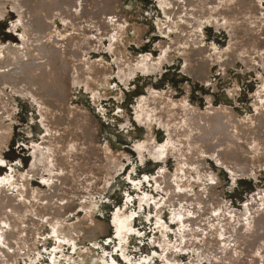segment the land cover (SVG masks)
<instances>
[{
	"label": "rangeland",
	"instance_id": "rangeland-1",
	"mask_svg": "<svg viewBox=\"0 0 264 264\" xmlns=\"http://www.w3.org/2000/svg\"><path fill=\"white\" fill-rule=\"evenodd\" d=\"M44 1L47 4H55V3L60 2L62 6H65L66 11H67V8H69L67 13L68 15L72 16V19L75 20L73 21L72 19H68V18L62 19L60 12L59 13L55 12L53 15L54 18L52 17V19L47 20L48 25L51 27V31H52V32L50 31L48 34L49 42H51L50 44H53V45L55 42V45L58 44V45L64 46L62 47V50H65V47L68 46L69 48L66 47L67 49L64 51L67 55L69 54L71 56L73 53H75V55L74 54L73 55L76 56L77 54L78 56V54H80L78 57L76 56V58L73 56L74 57L73 60H77V62L75 61L71 63L72 68L76 73V76L78 75L77 80L73 81L74 83L72 84V87H71V97H70L71 104L73 107H77L80 110L83 109L82 110L83 113L85 110L86 115L88 114L87 116L89 117L92 116L91 119L93 121L94 120L96 121V123L94 122V127L97 129L99 133L98 135L99 145H101L102 147L105 146L107 150L109 149L108 151L109 153H112L111 155L114 154V156L116 157L119 156L120 158L118 157V164L120 165H118V170L110 176L111 177L110 181L103 192L93 194L94 198L92 196V198L90 199H87V200L85 199V200L80 201L79 206L75 210H73V212L68 213L64 219L60 218V216L62 215L61 213H58L56 215V213L50 212L44 216L43 221L45 222L42 223L43 225L42 232H44L45 235L49 234L47 230L48 228L46 227H49L50 225L49 223L52 221L56 225L58 230H60L59 228H66V227H69L70 230H73L76 224L79 223V221L85 220L89 224L87 227L88 231L86 230L85 233H78V234L74 233L71 237L72 240L69 242H66V241L60 242L58 246H61V248L57 247L56 251H54L56 242L51 237L47 236L45 240H43V237H39L38 243H37V249L34 252H31L29 254L30 256L35 255L34 260L36 259V261L33 260L34 261L33 264H48L47 262L51 261L50 260L51 258H57V259L61 258L62 259L63 254L73 256L74 254L72 252L71 247L69 245L65 246L66 243H69V244L71 243V244L76 245L77 249H85L86 247L92 248L95 251V253L99 255H103L102 253L103 251H105L106 255H104V258H108V259L112 258L115 264H128L122 258L121 253H124L129 258V260L132 262V264H193V263L194 264L196 263L197 264H264V260H263L264 259V244H263L264 242V233H263L264 232L263 230L264 214L262 213V211L264 210V206H262L264 205L263 204L264 203L263 201L264 200V167H263L264 165H262L264 164V161L262 162L259 161L261 163L260 164L261 167L258 163V160L264 158L263 157L264 152L262 154V151L264 150V147H262L264 145V142L261 141V140L264 141V137H263L264 130H262L264 128L263 127L264 98L257 102L254 101V96L256 93H258L257 90L260 88V86L261 87L264 86V65L262 64V59H263L262 57L264 55V52L262 51H264V49L262 50L263 44H261L260 49H256L258 45L254 47L255 48L254 49L251 43L250 45L245 46L247 42L244 40L247 38L248 39L251 38V36L253 37V34L255 35L251 39L254 40L255 38V41H257L258 43H260L261 40L264 38V34H263L264 31L261 30L262 25H263L262 29L264 30V0L263 1L261 0L262 2L260 3V6L263 8V13L261 16H259L260 18L256 20L257 21L256 23L259 24V29L256 27V25L250 24V22H249L248 28L245 29L244 27L245 26L247 27V25H243L245 24L244 23L245 21L243 20L244 16L241 14L238 15L236 17L237 20L232 23L233 27L235 26L239 28L242 26L241 29H243V33H244L243 35H245L243 37H246V38H243L242 40H239V41L235 40V43L234 45L232 44L233 46L231 48V51H232L231 54L235 52L234 53L235 58H233L231 62L224 63V64L218 61L215 57L219 55V52H223L226 50L227 40H229V35H232L231 31H233L234 33V29L232 28L233 29L232 30L230 28L231 29L230 30L228 28V30H226L227 28L225 29L223 27L224 25L223 20L220 22H217V24H214L216 21L212 23L207 20H202V17H199L198 22H200V24L199 26L197 25L198 26L197 28H192L191 23H189L190 25L186 26V28L189 29V31L191 32L190 33L191 37L186 39L187 33L177 35L178 29L177 27H175V24L173 23L171 25V28L166 30L164 34H162L158 30V26L159 25L162 26L163 23H165L166 16L163 15L161 10H158L157 5L155 4V2H153V0H120L119 7H118V13L112 14V15L101 14V9H100L101 7L99 8V4L96 0H92V1L91 0L89 1L79 0L80 2H78V0H65V2H63V0H56V1L55 0H44ZM85 2H88L85 4L86 6L84 5ZM92 5L94 6V8H92L93 7ZM83 6H85V9L86 8L88 9V10L86 9V11L88 12L85 11ZM95 7L98 9H95ZM12 8H14V10ZM120 9L121 11H119ZM92 10L95 12H93ZM19 11L22 13H20ZM0 12H1V15H0V45H4L5 43H8V42L17 44L18 41H20L21 43V40H24L23 37L26 38L24 34V30H23V22L25 20L24 9L20 7L17 0H6V1L0 0ZM75 12H78V13L76 14ZM22 14H24L23 15L24 18ZM84 14H85V17L83 16ZM93 17H95L96 19H94ZM84 18H87V19L85 20ZM16 19H17V22H16ZM22 19L23 21H21ZM66 20L68 23L66 22ZM95 20H96V25L93 24L95 23ZM97 20L99 21L97 22ZM225 20L228 21L229 19L225 18ZM110 21H112L113 24H111ZM261 21H263V23ZM13 23L15 26L12 25ZM100 23L104 25L102 26L100 25ZM177 23H179V25L183 23L187 24L182 21L180 22L178 21ZM67 24L70 25V28ZM108 24L112 27L113 30H111V27ZM76 25H78L80 29L82 28L81 30L83 32ZM63 26L65 27L63 28ZM136 27H140L143 29L141 34L135 33L132 30L133 28H136ZM71 28L75 29V32L74 30L72 31ZM85 28L87 29L85 30ZM98 28H101V30ZM52 29H55V30H52ZM14 31L16 32V34ZM87 32L89 33L87 34ZM239 32L241 33V30H239ZM69 33L72 35V37L73 36L74 37L73 38L70 37L71 35ZM64 34H65V37L63 36ZM132 34H134V36ZM249 34L250 36H248ZM55 35L59 37L57 38ZM113 35L117 36L118 38ZM67 36H69L70 39ZM96 36L100 37V39L97 38ZM50 37L52 38V40ZM60 37L61 39H59ZM75 37H78V38H75ZM18 38H20V40ZM66 38L69 40H67ZM79 38L81 39L79 40L80 43L78 42ZM177 40L179 44H181V45H178V47L180 46H181L180 48L187 47V50H185V52L177 54L178 49L174 48V50L172 51L169 50L170 52L169 54L168 52L166 54L161 53V48L158 45H160L161 43L172 44L174 41H177ZM83 41L90 42V43H85V42L81 43ZM91 42H92L93 48L91 47ZM195 43L196 44L198 43V45H195ZM106 45H108L109 47ZM118 45L121 47H118ZM86 46L87 48H85ZM98 46L100 47V49ZM70 47L73 50H71ZM81 47H82V51H81ZM197 47H204V48L211 47L213 49V52L211 54L212 56L210 54L203 56V59L209 62H207V64L205 65L206 66V69L204 72L205 74H202L200 77L198 75L196 76V73H193V71L190 69L191 67L190 58L193 53L192 51L196 52ZM95 49H97L98 51ZM89 50L91 52L88 53ZM256 50H259V51L257 52ZM69 51L71 52L73 51V53ZM255 52L257 56L255 55ZM121 54L125 55V59L127 58L126 60H134L133 61L134 64L135 65L137 64V66L133 65V69L131 70L133 74L131 76L130 74L132 72H130L129 74L130 77L122 76L126 64L124 62L125 60L123 61L122 58L120 57ZM148 55L151 57V59H149L150 57ZM259 55L261 56L259 57ZM160 56L162 59L159 58ZM209 56L211 58H209ZM256 57L259 59H256ZM154 58L155 59L159 58L160 61L158 64L160 65L159 69L161 71L158 69L159 71L157 70V71L152 72L149 70L148 72V70L145 69V65L148 64L149 61L151 62ZM145 59L146 60L149 59V60L145 61ZM164 59L165 61H163ZM251 59H255V61ZM143 61L145 62L144 65L142 64L144 63ZM78 62L80 63L79 65H78ZM75 64H77V66ZM140 64L144 66L142 67V69L145 70L144 72L142 69H140L141 68ZM73 65L78 67L81 72L78 70V68L73 67ZM103 65L107 68L103 67ZM101 66L106 70L101 69L100 71H98L99 67ZM93 67L96 69H94ZM121 67H122V70L120 71L119 69H121ZM110 70L112 71L111 73H110ZM97 71L99 75L96 74ZM107 71H108V74H107ZM83 72H85L84 73L86 75L85 77H84V74H82L83 76L80 75ZM150 72L152 74H150ZM105 73L107 75H105ZM81 76L84 78H82ZM91 76L93 77L91 78ZM97 77H99L101 81L99 80V78L97 79ZM104 77L106 78L104 79ZM125 78L127 80V83H126V80H124L123 82V79ZM76 81L79 84L82 83L80 87L79 85H77L79 89L76 86L77 84ZM84 81L86 82L84 83ZM87 82L89 83L90 86L88 85ZM94 83L96 85H94ZM83 84H85L86 86ZM87 87H89L91 90L88 89ZM94 87H96V89L93 91ZM83 88L88 91L83 90ZM90 91L93 93H91ZM153 91L155 92V94L158 93L161 97L168 98L170 101L173 102L171 103L169 101L172 105L175 103H183L186 108L193 110L195 114V116L190 117L185 114L178 113L180 111H178L177 108H174L173 106L170 107L172 108V111L170 110V108L168 110L167 109L161 110L162 108H159L155 111V113L153 112V115L156 114L154 115L156 119H155V122H153V125H151V132H152L153 137L156 138L154 139L156 145L163 146L166 143V140H167L166 136H167L168 131L165 129H168V126L169 127L173 126V127H176L180 133L184 134L185 136L188 135L187 137L191 138L192 140L199 141L200 138H202L200 141L203 142L205 146H207L208 144L210 146L211 144L210 147L213 148L214 146L216 147V149H213V152H211V154L210 153L199 154V156L196 157L197 159L194 158L190 160V159H186L185 157H183V160H182L183 162H179L182 166L181 165L179 166L180 170L179 172L176 171V173L174 170H176L175 168L179 165V163L178 165L175 164L177 160H176V157L172 154L173 153L172 147H168L169 150L166 148L167 150L166 157L164 159H166L167 161L164 159H161L163 161L162 162L161 160L159 159L157 160L156 158H154L155 161H153L154 160V159L152 160L153 156L150 155L148 150L140 146V144L143 142V139H144V134H145L144 131H146V126L144 123H142L141 119L137 116L135 112L136 108L139 107L137 105L138 102L143 97L146 99L149 96V94L147 96L146 93H149V92L153 93ZM164 92H166V94ZM92 94H94V96ZM263 94H264V91H263ZM104 96H107V97L104 98ZM29 102L30 101L27 97L14 95L12 98V102H11V112L9 116L4 119V123L11 127H10V138L6 142L2 150L0 151V175L2 177L7 173V171L10 170L9 165H12L13 170L19 171L21 173L26 172L30 168L29 165L32 160L31 155L33 154V152H31V149L33 148L34 145H36L39 142V139L42 135L41 127L38 121V115L35 110V106L32 105L31 102L30 103ZM259 103L260 105L261 104L262 105L260 106ZM208 106H210V108H208ZM253 106H255V108ZM260 107L262 110H260ZM219 109L220 111H223V112H220ZM175 110H177V112ZM162 111H166V112H162ZM200 111L202 112L204 111V112L202 113ZM160 112L164 114L162 115ZM216 112H218L219 115L216 114L218 116L214 117V114ZM260 112L262 114H259ZM172 113L174 115H172ZM222 113L223 115L226 114V116L224 117ZM158 114L160 115V117ZM179 114H180V118H178ZM254 114H257V115H254ZM177 118L179 120H177ZM225 118L229 120L225 121ZM174 119L176 120L174 121ZM260 119H263V120H260ZM181 120H183L182 124L180 122ZM176 121L178 122L176 123ZM184 121H186V123ZM190 121L192 125H195L193 126L194 128L192 129H190L191 127V124L189 125ZM210 122L212 126L214 127L209 126L211 125ZM183 123H185V125H183ZM224 123H226V126ZM239 123H241L242 126ZM186 124L189 126L185 127ZM237 124L240 125V128H237ZM261 124H262V127H261ZM166 125L167 127H164ZM178 125H182V126H178ZM201 126H203L204 128ZM208 126L210 127L209 128L210 130L208 129ZM182 127L186 129L187 131H188L187 128H189L190 130L188 132L186 130L184 131ZM195 127L197 128V130H195L196 129ZM198 127L200 129H198ZM206 128H207V131H206ZM211 128H214V129H211ZM238 129L239 131L237 133L236 130ZM252 129L254 130L256 136L250 134L253 132ZM202 130L204 131V133ZM183 131L185 133H183ZM223 131L225 132L224 133L225 137H223V135L221 134L223 133ZM259 131H260V134L258 133ZM234 132H236L237 134ZM189 133H191L192 135ZM205 133H206L205 137L207 138L204 137ZM216 133H220V137H218L219 134H216ZM200 134H203V137H201L202 135ZM227 135L228 136L231 135L232 137H228ZM212 136L214 137L215 141L212 140L213 139ZM197 137H198V140H197ZM236 137H237V141L239 139V142L243 143L241 144V147L240 145H238L240 143L237 144L236 143L237 141L236 142L234 141L236 140ZM216 138L218 139V141ZM240 138L242 139L244 138L243 140L244 142L240 141ZM210 140H212L213 142H211ZM221 140H224L226 142H223ZM227 140H229L230 143H227L228 142ZM231 141L232 143H235L233 146H232ZM245 141L247 142L245 143ZM222 143L224 146H222ZM247 143L251 144L252 146L250 145L248 146ZM229 144H231L230 146L232 148L229 146ZM236 144H237V149H236ZM253 145L255 147L254 149H253ZM238 146L239 148H242V150L239 149ZM233 147H235V149ZM257 148L263 149V150H261L260 152V150H258ZM231 149L232 150L234 149L233 153ZM243 149L245 150L243 151ZM226 150H228V152ZM238 150H241V153L243 154H241ZM253 150H256V151H253ZM234 151L235 153H238L236 155H238L239 157L235 156ZM120 152L125 157L121 156ZM148 153L149 155H147ZM231 153L234 155L233 158L231 157L232 156ZM247 153L248 154L250 153L248 155L249 157L247 156ZM258 153L260 154L258 155ZM213 157L214 159H212ZM230 157H231V161H229ZM241 157L242 158L245 157V158L242 159ZM237 159H239L240 161L239 160L237 161ZM249 159H250V162L252 163L248 164ZM255 159L257 161H255ZM1 161L4 164H2ZM237 162L238 163L240 162L239 165L237 164ZM241 163H242V166L240 165ZM256 163H258V165ZM187 164L189 166H187ZM219 164L220 166H217ZM232 164H236L235 167L238 168L239 166V168L236 169L233 165V168H234L233 169ZM229 166L231 167L230 169H229ZM162 167L164 168L163 172L166 174L168 173L169 175H171L175 173V176L174 175L172 176L176 178L172 177V180H171L172 186L173 185L175 186V187L173 186L174 188H173L172 193L169 192L168 190H165L163 185H158L156 183L155 178H158L157 176H159V172H160L159 170H161ZM181 169L183 171H181ZM188 169H191L192 171L188 172L189 171ZM47 171L44 166L40 167L38 174L34 176L35 178L33 177L31 179V182H30L31 187H34V189H36L39 192H44L43 190L46 191L47 190L46 186L49 183H51L49 182L51 181V176H50V173ZM179 175L180 176L182 175V177L179 178ZM209 175L214 176V178H212V176H209ZM177 176L179 179L177 178ZM186 178L187 180H185ZM206 178L209 181H207ZM216 178H218V180ZM38 179H41V180H38ZM174 179L176 180L175 181L176 183H174ZM43 180L46 181V183ZM92 180H93V177H92ZM216 180L218 182L220 180V182L216 184L217 183ZM39 182L40 183L42 182L45 185L44 184L42 185V183L40 184ZM194 183H195V186H194ZM184 184L188 186L187 190ZM89 185L93 186V181L90 182ZM135 186L136 187L138 186L137 187L138 189ZM180 187H182L183 189ZM189 189H191V191L193 192L191 193L190 191L188 193L187 191H189ZM158 190L160 192H158ZM182 191L183 193L181 195ZM213 191H214V194H213ZM166 193H168L167 196H166ZM145 194L148 195V197ZM192 194H194V196ZM77 196L74 195V198L75 197L78 198ZM145 196L147 197V200L146 199L143 200ZM205 199L206 201H204ZM166 200L167 202H164ZM252 200L254 201L252 202ZM151 201L154 203V205ZM174 201H177L180 205ZM207 201L208 202L211 201L209 205L210 208L207 207L208 205ZM53 202H54V205L57 206L59 209L65 204L66 201L62 202L58 199H55ZM199 202L200 204L203 202L204 203L206 202V204L203 203L204 205H200ZM90 203L93 204L94 208L92 209V211L89 212L87 206ZM183 203L185 204L188 203V204L185 205ZM190 204L192 206H190ZM182 205H184V207ZM195 205H198V206H195ZM211 205L213 207H211ZM185 207H186V210L187 209L189 210V212L186 211L187 215L185 212ZM257 207H258V210L261 209L260 212L262 213L263 216L261 215V213L257 211ZM207 208H209V210L212 209L210 210L211 212ZM256 211L257 213H259L260 216L257 214H254L256 213ZM174 213L176 215L175 220H173L172 218ZM116 214H120L121 216H125V217L128 216L129 218L131 217L130 226L134 229V231L127 237L126 243L123 249L119 247L118 237L115 234V230H114L113 217ZM230 214L233 217H231ZM236 214L239 216V218ZM234 215H236L237 217ZM229 216H230V220H232L231 222H229L230 220L227 218ZM35 217L36 216L34 215L27 216L25 218V221L31 222L33 220L32 222L35 223L34 221L37 220V218ZM217 217H219L221 220ZM254 217L256 219H253ZM258 217H260V220L262 219L263 220L257 221ZM236 218L237 220H235ZM52 219H55V221ZM251 220L252 221L254 220L256 224L252 222ZM226 221L229 222L230 226L227 225ZM250 221L251 223H253V225L250 223ZM242 222H243V225L246 223L244 227L243 225H241ZM260 222L261 224H259ZM211 225L213 227H211ZM249 225L253 226V227L250 226V228H253L251 229L253 230L251 231L252 233L250 232V229H248ZM255 225L258 226V229H257V226L255 227ZM260 225H262V228L259 227ZM223 226H224V229H223ZM219 227L220 228L222 227V229H220ZM226 227L229 230L226 229ZM245 227L247 229H245ZM179 228H180V231H179V234L177 235L176 232H178ZM214 228H216V230ZM240 228H243V229H240ZM256 229L259 231H257ZM236 230H238L237 231L238 235L236 234ZM244 230L245 232H248V233L246 234ZM206 231H208L207 232L208 234L210 232L208 236L205 235ZM221 231L224 232L222 233V235H221ZM240 232L242 233L241 237L244 236L243 235V232H244L246 240L248 241L245 240L243 243L242 240H244L245 237H242L240 240L238 238L236 239V237L240 235ZM249 232L251 235L249 234ZM198 233H202L200 237H199L200 234L198 235ZM231 233H233L235 238L234 237L229 238L233 236L231 235ZM162 234L166 236L165 240L168 242L169 246H166V245L162 246L160 245V243L157 242V239ZM224 235L225 237L223 239ZM203 236L205 239L203 238ZM219 236L220 238L222 237L221 239L223 240H221ZM206 239L209 240L210 242L209 241L207 242ZM234 239L237 242L241 241L243 244H241V242L236 243ZM255 239L256 240L258 239L259 241H256ZM180 241L183 244L186 243V245H183L182 243H180ZM193 241H195V243ZM233 241H235V244H233L234 243ZM221 242L222 243L224 242V243L222 244ZM245 242H249V244H245ZM201 243L204 245L202 246ZM206 244L209 246H207ZM205 245L206 247H204ZM167 247H171V250L172 249L174 250L172 258L169 257L167 251L163 250V248H167ZM240 247H243L241 248L242 251ZM219 248H222L223 250L220 249V251L217 252ZM231 248H233L234 251L236 252H234L233 249L231 250ZM245 250H247L248 252H246ZM249 251L251 252V254ZM253 251L254 253H252ZM211 252H213V254ZM29 255H24V256L19 257L18 258L19 260L17 259L18 262L16 264H29L30 262ZM60 264H66V263L62 261Z\"/></svg>",
	"mask_w": 264,
	"mask_h": 264
},
{
	"label": "bare ground",
	"instance_id": "bare-ground-1",
	"mask_svg": "<svg viewBox=\"0 0 264 264\" xmlns=\"http://www.w3.org/2000/svg\"><path fill=\"white\" fill-rule=\"evenodd\" d=\"M6 1V0H5ZM18 4L20 5V7H22L25 11V15L22 14V16H25V20L23 22V30H24V34L25 37L24 40L18 41L17 44H13V43H5L4 45H0V151L2 150V148L4 147V145L6 144V142L9 140L10 138V127L9 125L4 123V119L6 117L9 116L10 112H11V102H12V98L14 95H19V96H23V97H27L29 99V101L32 103V105L35 106V110L36 113L38 115V121H39V125L41 127V131H42V135L39 139V142L33 146V151L31 149V152H33L32 156V160L30 163V168L26 171V172H19V171H15L12 168V165L10 166V170L7 171V173L2 177L0 175V264H16L18 262V258L24 255H29L31 252H34L37 249V243H38V239L39 237H43V240L46 239L47 236L51 237L56 243H55V248L54 251H56V248H61V246H58L60 242L62 241H66L69 242L71 241V237L74 233H85L88 227V223L87 221H79L78 224H76V226L74 227L73 230H70L69 227L66 228H59L60 230H58V228L56 227V225L52 222H50L49 227L48 228V235H45L44 232H42V223L45 222L44 220V216L47 215L48 213H56V215L58 213H61L62 215L60 216V218H65V216L68 213L73 212V210H75L78 206L80 201L82 200H87L92 198L93 194L95 193H101L105 190V188L107 187L109 181H110V176L115 173L118 170V157L111 155L112 153H109V149L107 150V148L102 147L101 145H99V138H98V131L97 129L94 127V122L96 123V121L92 120V116H87L86 115V111L84 110V113L82 112V110L78 109L77 107H73L71 104V87L72 84L74 83L73 81L77 80V76L75 71L72 68L71 63L72 62H77V60H73L74 57L76 58L75 53H73V51H69L71 53H73L71 56L67 55L64 51L67 49L66 46L65 50H62L61 45H54L50 44L51 42H49V38H48V34L51 31V27L48 25V21L52 19V17L54 18V13L55 12H60L62 19H72L71 15H68L67 11L69 10V8H67V11L65 10V6H62V4L59 3H55V4H47L44 0H17ZM56 1V0H55ZM54 1V2H55ZM89 1V0H87ZM92 1V0H91ZM99 4V8L101 9V14L103 15H112V14H117L118 13V7H119V1L120 0H96ZM263 1V0H262ZM261 0H153V2H155V4L157 5L158 10H161L163 15H165V23H163V25H159L158 26V30L164 34V32L168 29L171 28L172 23L175 24V27H177L178 29V33L177 35L183 34V33H187L186 35V39H188L189 37H191L190 35V31L189 29L186 28V26L190 25L189 23L192 24V28H197L200 24V22H198L199 17H202V20H207L209 22L215 23L217 24V22H220L223 20L224 25L223 27L228 30V28L230 29H234V33L232 32V35H229V40H227V48L225 51L223 52H219V55L216 56L215 58L220 61L221 63H228L231 62V60L233 58H235L234 53H232L231 48L236 41L242 40L243 37L245 35H243V29H241V27H233L232 23L235 22L237 20V16L238 15H243V20L245 21L243 25H247V27L245 26L244 28H248L249 22L250 24H254L256 25V27L259 29V24L256 23L257 19H259L263 13V8L260 6V3L262 2ZM11 2V1H10ZM49 2V1H48ZM63 2H65V0H63ZM78 2H80L78 0ZM84 2V1H83ZM69 3V2H68ZM67 3V5H68ZM88 3L85 2L84 5ZM93 3V2H92ZM4 4V3H2ZM81 4V3H80ZM121 4V3H120ZM79 5V4H78ZM89 5V4H88ZM86 6V5H85ZM85 6L84 9H85ZM93 6V5H92ZM96 6V5H95ZM121 6V5H120ZM79 8V6H78ZM94 8V6L92 7ZM10 9V8H9ZM14 10V8H12ZM87 9V8H86ZM85 9V11H86ZM95 9H98L95 7ZM88 10V9H87ZM91 10V8H90ZM73 11V10H72ZM93 11V10H92ZM91 11V12H92ZM121 11V9L119 10ZM2 12V11H1ZM0 12V15H1ZM20 12V11H19ZM88 12V11H86ZM95 12V11H93ZM22 13V12H20ZM76 14L78 12H75ZM87 14V13H86ZM97 14V12H96ZM91 15V14H90ZM17 16V15H16ZM23 16V18H24ZM58 16V14H57ZM85 17V14L83 15ZM88 16V15H86ZM241 17V16H240ZM22 18V17H21ZM19 18V19H21ZM94 19H96L95 17H93ZM92 18V19H93ZM109 18V17H107ZM225 18H228L229 20H225ZM239 18V17H238ZM61 19V18H60ZM61 19V20H62ZM85 20L87 18H84ZM91 19V20H92ZM93 19V20H94ZM248 19V20H246ZM255 19V20H254ZM73 21H75L74 19H72ZM92 20V21H93ZM106 20V19H105ZM23 21V19L21 20ZM52 21V20H51ZM59 21V20H58ZM99 20H97L98 22ZM108 21V20H107ZM113 21V20H112ZM111 22V24H113V22ZM124 21V20H123ZM122 21V22H123ZM163 21V20H162ZM161 21V22H162ZM185 22L187 24H181L179 25V23L177 22ZM17 22V19H16ZM54 22V20H53ZM67 22V20H66ZM94 22V21H93ZM241 22V21H239ZM263 23V21H261ZM68 23V22H67ZM81 23V22H80ZM89 23V21H88ZM91 23V22H90ZM103 23V22H102ZM124 23V22H123ZM126 23V22H125ZM62 24V23H61ZM64 24V23H63ZM77 24V23H76ZM83 24V22H82ZM81 24V26H82ZM94 25H96V20L95 23H93ZM115 24V23H114ZM117 24V23H116ZM14 25V23L12 24ZM17 25V24H16ZM51 25V24H50ZM68 25V24H67ZM66 25V26H67ZM90 25V24H89ZM98 25V23H97ZM100 25H102L100 23ZM104 25V24H103ZM102 25V26H103ZM106 25V24H105ZM109 25V24H108ZM120 25V24H119ZM118 25V26H119ZM198 25V26H197ZM15 26V25H14ZM18 26V25H17ZM70 28V25H68ZM73 26V25H72ZM78 28L79 26L76 25ZM110 26V25H109ZM115 26V25H114ZM117 26V25H116ZM261 26V24H260ZM20 27V26H19ZM65 26H63L64 28ZM76 27V28H77ZM94 27V26H92ZM111 27V26H110ZM255 27V26H254ZM263 25L261 26V30L264 31L262 29ZM13 28V27H12ZM62 28V27H61ZM62 28V29H63ZM67 28V27H66ZM77 28V29H78ZM89 28V27H88ZM250 28V27H249ZM80 29V28H79ZM82 29V28H81ZM80 29V30H81ZM84 29V28H83ZM87 28H85L86 30ZM101 30V28H98ZM230 29V30H231ZM232 29V30H233ZM237 29V30H236ZM55 30V29H52ZM64 30V29H63ZM71 30L75 32V29ZM94 30V29H93ZM111 30L112 27H111ZM135 33L141 34L143 29L140 27H136L132 29ZM220 30V28H219ZM239 30H241V33L239 32ZM254 30V29H252ZM65 31V30H64ZM82 31V30H81ZM88 31V30H87ZM15 32V31H14ZM13 32V33H14ZM52 32V31H51ZM57 32V31H56ZM62 32V31H61ZM71 32V31H70ZM83 32V31H82ZM98 32V31H97ZM130 32V31H129ZM255 32V31H254ZM59 33V32H58ZM63 33V32H62ZM73 33V32H72ZM81 33V32H80ZM86 33V32H84ZM89 32H87L88 34ZM94 33V32H93ZM114 33V32H113ZM16 34V32H15ZM20 34V33H19ZM61 34V33H60ZM70 34V33H69ZM76 34V33H75ZM86 34V35H87ZM100 34V33H99ZM103 34V33H102ZM108 34V33H107ZM112 34V33H111ZM230 34V33H229ZM261 34V33H260ZM264 34V33H263ZM58 35V34H57ZM57 35H55L57 37ZM67 35V34H66ZM71 35V34H70ZM80 35V34H79ZM85 35V34H84ZM83 35V36H84ZM109 35V34H108ZM134 36V34H132ZM136 35V34H135ZM255 34H253L254 37ZM18 36V35H17ZM16 36V37H17ZM65 37V34L63 35ZM81 36V35H80ZM90 36V35H89ZM98 36V34H97ZM96 36V37H97ZM115 36V35H113ZM137 36V35H136ZM172 36V35H171ZM250 36V34L248 35ZM59 37V36H58ZM57 37V38H58ZM69 37V36H67ZM72 37V35L70 36ZM69 37V39H70ZM74 37V36H73ZM72 37V38H73ZM91 37V36H90ZM117 37V36H115ZM114 37V38H115ZM227 37V36H226ZM251 36V38H253ZM262 37V36H261ZM22 38V36H21ZM51 38V37H50ZM54 38V37H53ZM63 38V37H62ZM78 38V37H75ZM83 38V37H82ZM93 38V37H92ZM95 38V37H94ZM100 39V37H97ZM118 38V37H117ZM120 38V37H119ZM124 38V37H123ZM132 38V37H131ZM137 38V37H136ZM135 38V39H136ZM251 38H247L244 39L247 44H245V46L253 45V48L256 47L258 45V47L256 49H260L261 44H263L262 46V50L264 49V38L261 40L260 43H258L257 41L251 39ZM20 40V38H18ZM61 39V37L59 38ZM67 39V38H66ZM65 39V40H66ZM67 39V40H69ZM103 39V38H102ZM110 39V38H109ZM108 39V40H109ZM185 39V38H184ZM182 39V40H184ZM52 40V38H51ZM56 40V39H55ZM81 40L80 38L78 39ZM83 40V39H82ZM85 40V39H84ZM93 40V39H92ZM114 40V39H113ZM121 40V39H120ZM127 40V39H126ZM180 40V39H179ZM181 40V42H182ZM253 40V41H252ZM13 41V40H12ZM74 41V39H73ZM100 41V40H99ZM110 41V40H109ZM135 41V40H134ZM244 41V42H245ZM65 42V41H64ZM63 42V43H64ZM85 41L81 42L84 43ZM111 42V41H110ZM132 42V41H131ZM163 42V41H161ZM204 42V41H203ZM243 42V43H244ZM62 43V42H61ZM80 43V42H79ZM85 43H90V42H85ZM127 43V42H126ZM139 43V42H138ZM65 44V43H64ZM69 44V43H68ZM116 44V43H115ZM129 44V43H128ZM233 44V45H232ZM73 45V44H71ZM83 45V44H81ZM90 45V44H89ZM179 44L178 40L174 41L172 44H163L161 43L160 45H158L161 48V53L162 54H166L168 52V54L170 53L169 50H174V48L178 49L177 54L183 53L185 52V50H187V47H178ZM195 45H198V43ZM200 45V44H199ZM225 45V46H226ZM77 46V44H76ZM88 46V45H87ZM87 46L85 48H87ZM92 42H91V47H92ZM108 46V45H106ZM117 46V45H115ZM177 46V47H175ZM206 46V45H205ZM244 46V47H245ZM72 47V46H71ZM70 47V48H71ZM80 47V46H79ZM96 47V46H95ZM94 47V48H95ZM99 47V46H98ZM101 47V45H100ZM99 47V49H100ZM109 47V46H108ZM118 47H121L118 45ZM69 48V47H68ZM78 48V47H77ZM93 48V47H92ZM220 48V47H219ZM64 49V48H63ZM156 49V48H155ZM255 49V48H254ZM71 50H73L71 48ZM84 50V49H83ZM91 50V48H90ZM88 51L91 52V51ZM97 50V49H95ZM197 51L194 52L192 51V55L190 58V69L193 71V73H196V76L198 75L199 77L202 74H205V69H206V64L209 61H206L203 59V56L205 55H211L213 52V49L211 47L208 48H204V47H197L196 49ZM81 51H82V47H81ZM98 51V50H97ZM96 51V52H97ZM231 51V52H230ZM252 51V50H251ZM257 52L259 50H256ZM127 52V51H126ZM264 52V51H262ZM70 53V54H71ZM77 53V52H76ZM79 53V52H78ZM80 54H78L79 56ZM88 55V54H87ZM110 55V54H109ZM133 55V54H132ZM135 55V54H134ZM189 55V54H188ZM254 55V53H253ZM255 55L257 56L256 52ZM74 56V57H73ZM77 56V57H78ZM149 56V55H148ZM190 56V55H189ZM212 56V55H211ZM261 55H259L260 57ZM120 57L122 58V60L125 62V68H124V72L123 75L124 77H128L130 72H132L131 70L133 69V65L137 66V64H134V60H126L125 59V55L121 54ZM150 57V56H149ZM148 57V58H149ZM158 57V56H157ZM163 57V55H162ZM166 57V56H165ZM169 57V56H168ZM178 57V56H177ZM113 58V57H112ZM153 58V57H152ZM160 59L161 56L159 57ZM159 58L158 59H153L151 62L149 61L148 64L145 65V69L150 71H157L159 69ZM171 58V57H170ZM169 58V59H170ZM209 58H211L209 56ZM255 58V57H254ZM262 64L264 65V55L262 57ZM91 59V58H89ZM130 59V58H129ZM151 59V57L149 58ZM148 59V60H149ZM256 59H259L256 57ZM112 60V59H111ZM145 59V61H148ZM253 61H255V59H251ZM165 61V59L163 60ZM162 61V62H163ZM173 61V59H172ZM80 62V61H79ZM78 62V65L80 64ZM88 62V61H87ZM139 62V61H138ZM144 62V61H143ZM248 62V61H247ZM261 62V60H260ZM141 63V62H140ZM166 63V62H165ZM143 65L145 64L142 63ZM141 65V68L144 67ZM164 64V63H163ZM260 64V63H259ZM77 66V64H75ZM98 65V64H97ZM100 65V64H99ZM220 65V64H219ZM247 65V64H246ZM262 65V66H263ZM73 65V67L78 68ZM248 66V65H247ZM96 67V66H94ZM93 67V68H94ZM102 67V66H101ZM99 67L100 71L101 69H104L103 67H105L103 65V67L101 68ZM182 67V66H181ZM74 68V69H75ZM98 68V67H97ZM107 68V67H105ZM136 68V67H135ZM162 68V67H160ZM96 69V68H94ZM138 69V68H137ZM218 69V68H217ZM79 70V68H78ZM106 70V69H104ZM112 70V69H111ZM110 70V73L112 72ZM120 71L122 70L119 69ZM143 72L145 71L144 69H142ZM160 70V69H159ZM158 70V71H159ZM243 70V69H242ZM250 70V69H249ZM80 71V70H79ZM78 71V72H79ZM98 71L96 72V74H98ZM109 71V70H108ZM107 71V74H108ZM136 71V70H135ZM140 71V70H139ZM161 71V70H160ZM81 72V71H80ZM95 72V70H94ZM103 72V71H101ZM142 72V71H141ZM247 72V71H246ZM85 72L81 73L80 75L84 74ZM147 73V71H146ZM145 73V75H146ZM155 73V72H154ZM210 73V72H209ZM208 73V74H209ZM105 73V75H107ZM133 72L130 74L132 76ZM150 74H152L150 72ZM156 74V73H155ZM95 75V73H94ZM99 75V74H98ZM102 75V74H101ZM104 75V76H105ZM117 75V74H116ZM121 75V74H120ZM144 75V73H143ZM154 75V74H153ZM152 75V76H153ZM157 75V74H156ZM160 75V73H159ZM83 76V75H82ZM81 76V77H82ZM86 75L84 74V77ZM109 76V75H108ZM149 76V74H148ZM82 77V78H84ZM93 76H91L92 78ZM100 77V76H99ZM97 77V79L99 78ZM102 77V76H101ZM130 77V76H129ZM208 77V76H207ZM260 77V76H259ZM79 78V77H78ZM106 77H104L105 79ZM205 78V77H204ZM81 79V78H80ZM96 79V77H95ZM102 79V78H101ZM129 79V78H128ZM202 79V78H201ZM206 79V78H205ZM84 80V79H83ZM86 80V79H85ZM94 80V79H93ZM100 80V78H99ZM98 80V81H99ZM103 80V79H102ZM125 79H123L124 82ZM97 81V80H96ZM101 81V80H100ZM192 81V80H191ZM86 81H84L85 83ZM195 82V81H194ZM209 82V81H208ZM263 82V81H262ZM77 83V81H76ZM88 83V82H87ZM86 83V84H87ZM92 83V82H91ZM103 83V82H102ZM109 83V82H108ZM127 83V80H126ZM205 83V81H204ZM207 83V82H206ZM82 84V83H81ZM79 83L76 84L80 85ZM85 85V84H83ZM82 85V86H83ZM89 85V83H88ZM92 85V84H91ZM94 85H96L94 83ZM104 85V84H103ZM107 85V83H106ZM208 85V84H207ZM75 86V85H73ZM81 86V87H82ZM86 86V85H85ZM90 86V85H89ZM109 86V85H108ZM236 86V85H235ZM97 87V86H96ZM96 87H94L93 91L96 89ZM78 88V86H77ZM88 89H90L89 87H87ZM108 88V87H107ZM148 88V87H147ZM146 88V90H147ZM258 88V87H257ZM74 89V88H73ZM79 89V88H78ZM83 90H86L83 88ZM91 90V89H90ZM98 90V89H97ZM100 90V89H99ZM108 90V89H107ZM160 90V89H159ZM229 90V89H228ZM88 91V90H86ZM264 86H260V88L257 90L258 93L255 94L254 96V101L257 102L261 99L264 98ZM91 92V91H90ZM99 92V91H98ZM146 92V91H145ZM93 93V92H91ZM166 94V92H164ZM104 94V92H103ZM147 96L149 94V96L145 99L144 97L138 102V106L136 108V114L137 116L141 119L142 123L145 124L146 126V131L144 134V139L143 142L140 144V146H142L143 148L147 149L148 152L150 153V155L153 156L152 160L154 158H156L157 160H161L164 159L166 157V148L168 149V147H172L173 148V155L176 157V163L178 165L179 162H183V157H185L186 159H194L197 156H199V154L201 153H210L213 152V149H216V147L209 146V144L207 146H205L203 144V142H201L200 140L202 138H200L199 141L196 140H192L191 138L185 136L184 134L180 133L176 127L173 126H168L167 130V136H166V143L162 146H158L155 144V141L151 132V125H153V122H155V117L153 112L155 113V111L159 108L163 109H169L171 106H173L174 108H177L178 113L181 114H185L187 116L193 117L195 116L194 111L186 108L184 106L183 103H175V104H171L173 103L172 101H170L168 98L166 97H161L158 93L155 94V92L153 91V93L149 92L146 93ZM163 94V93H162ZM94 96V94H92ZM164 96V95H163ZM107 96H104V98ZM229 97V96H228ZM99 98V97H98ZM101 98V97H100ZM103 98V97H102ZM173 98V97H172ZM97 99V98H96ZM139 99V98H138ZM144 99V100H143ZM26 100V99H25ZM174 100V99H173ZM253 100V99H252ZM92 101V99H91ZM96 101V100H95ZM171 103H170V102ZM29 102V103H30ZM177 102V101H176ZM252 102V101H251ZM262 102V101H261ZM260 102V103H261ZM259 103V105H260ZM254 104V103H253ZM264 104V103H263ZM31 105V104H30ZM213 105V104H212ZM262 105V104H261ZM260 105V106H261ZM224 106V105H223ZM258 106V104H257ZM255 108V106H253ZM208 108H210V106H208ZM252 108V107H251ZM253 108V110H254ZM205 109V108H204ZM221 109V108H220ZM219 109V111H220ZM166 110V111H167ZM170 110L172 111V108H170ZM177 110H175L177 112ZM224 110V109H222ZM260 110L261 107H260ZM166 111H162V112H166ZM229 111V110H228ZM160 112L162 115L164 113ZM202 112V111H200ZM204 112V111H203ZM202 112V113H203ZM215 112V111H213ZM223 112V111H220ZM219 112V113H220ZM262 112V111H261ZM259 114H262V113ZM174 113V112H173ZM172 113V115H174ZM212 113V112H211ZM225 113V112H224ZM264 113V112H263ZM218 114V112H216L214 114V117L218 116L216 115ZM221 114V113H220ZM159 115V114H158ZM168 115V114H166ZM170 115V113H169ZM178 115V114H177ZM223 115V113H222ZM221 115V117H222ZM257 115V114H254ZM134 116V115H133ZM176 116V114H175ZM182 116V115H181ZM213 116V115H212ZM211 116V117H212ZM224 117L226 116L223 115ZM228 116V115H227ZM230 116V115H229ZM262 116V115H261ZM264 116V115H263ZM160 117V115H159ZM172 117V116H171ZM170 117V118H171ZM231 117V116H230ZM247 117V116H246ZM245 117V119H246ZM165 118V117H164ZM180 118V114L179 117ZM177 118V120H179ZM207 118V117H206ZM205 118V119H206ZM240 118V117H239ZM218 119V118H217ZM264 119V117H263ZM260 119V120H263ZM176 119H174L175 121ZM191 120V119H190ZM213 120V119H212ZM224 120V119H223ZM229 120L225 118V121ZM231 120V119H230ZM181 120V124H182ZM216 121V120H215ZM220 121V120H219ZM241 121V119H240ZM245 121V120H244ZM178 121H176L177 123ZM186 123V121H184ZM189 122V121H188ZM187 122V124H188ZM209 122V121H208ZM218 122V121H217ZM228 122V121H227ZM226 122V123H227ZM264 122V120H263ZM175 123V124H176ZM185 123H183V125H185ZM207 123V122H206ZM226 123L225 126H226ZM259 123V122H258ZM256 123V124H258ZM10 124V123H8ZM189 126L191 124L190 129L194 128L192 125L191 121L189 123ZM211 124V122H210ZM235 124V123H234ZM241 125V123H239ZM263 124V123H262ZM261 124V127H262ZM173 125V124H172ZM231 125V123H230ZM240 125L237 124V128H240ZM161 126V125H160ZM176 126V125H175ZM178 126H182V125H178ZM210 127L212 126L209 125ZM208 126V129L210 128ZM229 126V125H228ZM239 126V127H238ZM242 126V125H241ZM259 126V125H258ZM159 127V126H157ZM162 127V126H161ZM164 127H167L164 126ZM184 127V126H183ZM182 127V128H183ZM203 127V126H201ZM214 127V126H212ZM264 127V124H263ZM196 128V127H195ZM204 128V127H203ZM257 128V127H256ZM184 129V128H183ZM188 131L190 130L189 128H187ZM198 129H200L198 127ZM214 129V128H211ZM227 129V128H226ZM180 130V129H179ZM182 130V129H181ZM186 129H184L185 131ZM197 130V128L195 129ZM210 130V129H209ZM253 130V129H252ZM258 130V129H257ZM256 130V131H257ZM264 130V128L262 129ZM154 131V130H153ZM183 131V133H185ZM187 131V130H186ZM187 131V132H188ZM193 131V130H191ZM200 131V130H199ZM203 131V130H202ZM207 131V128H206ZM217 131V130H216ZM219 131V130H218ZM222 131V130H221ZM239 129L236 130V132L238 133ZM182 132V131H181ZM186 132V133H187ZM214 132V131H213ZM220 132V131H219ZM234 132V133H236ZM254 132V130H253ZM255 135V132L254 134ZM200 133V132H199ZM204 133V131H203ZM224 131L223 133H221L224 136ZM233 133V132H232ZM236 133V134H237ZM260 134V131L258 132ZM257 133V134H258ZM263 133V132H262ZM191 134V133H189ZM194 134V132H193ZM211 134V133H210ZM219 134L218 137H220V133H216ZM215 134V135H216ZM192 135V134H191ZM201 137H203V134ZM214 135V136H215ZM232 135V134H231ZM228 136V137H232V136ZM234 135V134H233ZM251 135V136H252ZM195 136V135H193ZM206 136V133L204 134V137ZM211 136V135H209ZM243 136V135H242ZM249 136V135H248ZM256 136V135H255ZM101 137V136H100ZM216 137V136H215ZM238 137V136H237ZM237 137L236 140H234L235 142L237 141ZM240 137V136H239ZM254 137V136H253ZM264 137V136H263ZM207 138V137H205ZM210 138V137H208ZM212 140H214V137L212 136ZM217 139V138H216ZM235 139V137H234ZM242 138H240V141H243L244 138L241 140ZM262 139V138H260ZM198 140V137H197ZM212 140H210L211 142H213ZM231 140V139H230ZM259 140V139H258ZM218 141V139H217ZM223 142H226L224 140H221ZM227 143H230L229 140H227ZM262 142H264L263 140H261ZM31 142V141H30ZM208 142V141H207ZM206 142V143H207ZM244 142V141H243ZM247 141H245L246 143ZM259 142V141H258ZM257 142V143H258ZM232 143V141H231ZM237 144L240 143L239 139L236 142ZM235 143H232V146ZM237 144H236V149H237ZM243 144L242 142L238 145ZM248 144V143H247ZM256 144V143H255ZM231 144H229L230 146ZM252 146L251 144H248V146ZM257 145V144H256ZM260 145V144H259ZM258 145V147H259ZM222 146L223 143H222ZM228 146V147H229ZM247 146V145H246ZM245 146V147H246ZM262 146V145H261ZM6 147V146H5ZM231 147V146H230ZM264 147V145L262 146ZM223 148V147H222ZM232 148V147H231ZM235 149V147H233ZM239 148V146H238ZM254 145H253V149H254ZM261 148V147H260ZM224 149V148H223ZM233 149V150H234ZM242 150V148H239ZM247 149V148H246ZM249 149V148H248ZM252 149V147H251ZM258 149V148H257ZM256 149V150H257ZM136 150V149H135ZM143 150V149H142ZM169 150V149H168ZM232 150V149H231ZM232 150V153H233ZM241 150H238L241 153ZM245 149H243L244 151ZM253 150V151H256ZM263 150V149H258ZM228 152V150H226ZM237 151V150H236ZM242 151V152H243ZM251 151V152H253ZM246 152V151H245ZM244 152V153H245ZM259 152V151H258ZM264 150L262 151L263 154ZM149 153L147 155H149ZM231 153V157L233 158V154ZM121 156H123V154L120 152ZM138 154V153H137ZM209 154V155H210ZM235 156H238L234 151ZM243 154V153H241ZM250 154V153H249ZM247 153V156L249 155ZM256 154V152H255ZM253 154V155H255ZM260 153H258L259 155ZM261 154V155H262ZM141 155V154H140ZM213 155V154H212ZM246 155V154H245ZM252 155V154H251ZM260 155V156H261ZM244 156V155H243ZM257 156V155H255ZM125 157V156H123ZM127 157V156H126ZM231 157L230 160L231 161ZM239 157V156H238ZM249 157V156H248ZM264 157V156H263ZM261 157V158H263ZM120 158V157H119ZM210 158V157H209ZM237 158V157H236ZM234 158V159H236ZM242 158V157H241ZM245 158V157H243ZM242 158V159H243ZM197 159V158H196ZM214 159V157L212 158ZM233 159V160H234ZM143 160V159H142ZM166 160V159H164ZM239 159H237L238 161ZM155 161V159L153 160ZM162 161V160H161ZM167 161V160H166ZM202 161V160H201ZM240 161V160H239ZM248 161V160H246ZM252 161V160H251ZM255 161H257L255 159ZM254 161V163H255ZM259 161H264L263 159L258 160L259 165L261 164ZM9 162V161H8ZM163 162V161H162ZM233 162V161H232ZM231 162V163H232ZM2 164H4L1 161ZM6 163V162H5ZM142 163V162H141ZM215 163V162H214ZM234 163V162H233ZM236 163V161H235ZM240 163V162H239ZM239 163L237 162V164L239 165ZM243 163V162H242ZM242 163L240 164L242 166ZM246 163V162H245ZM252 163L250 162V159L248 161V164ZM258 163H256L258 165ZM157 164V163H156ZM160 164V163H159ZM221 164V163H220ZM217 165V166H220ZM8 165V164H7ZM181 164L179 163V165L175 168L177 172H179V166ZM236 166V164H232V168ZM256 165V166H257ZM264 165V164H262ZM44 166L46 168V171L50 173L51 176V183H49L46 187L47 190H43L44 192H39L36 189H34V187H31V179L38 174L39 172V168ZM182 166V165H181ZM187 166H189L187 164ZM192 166V165H191ZM210 167V166H209ZM224 167V166H223ZM228 167V166H227ZM246 167V165H245ZM258 167V166H257ZM261 167V165H260ZM264 167V166H263ZM3 168V167H2ZM120 168V166H119ZM184 168V167H183ZM196 168V166H195ZM231 167L229 166V169ZM236 168V167H235ZM239 168V166H238ZM236 168V169H238ZM44 169V168H43ZM161 169V168H160ZM163 167L161 170H159V176H157L158 178H155L156 183L158 185H163V187L165 188V190H168L169 192L172 193L173 188L171 180L172 177L175 176L174 174L168 175L166 173L163 172ZM194 169V168H192ZM234 169V168H233ZM246 169V168H245ZM41 170V169H40ZM189 170V171H188ZM187 171L190 172L192 171L191 169H188ZM242 170V168H241ZM181 171H183L181 169ZM239 171V170H237ZM42 172V171H41ZM40 172V173H41ZM212 172V171H211ZM158 173V172H157ZM47 174V173H46ZM166 174V175H165ZM186 174V173H185ZM192 174V173H191ZM45 175V174H43ZM174 175V176H172ZM41 176V175H39ZM195 176V175H194ZM197 176V175H196ZM206 176V175H204ZM212 176V175H209ZM93 177V180H92ZM154 177V176H153ZM182 177V175H179V178ZM187 177V175H186ZM199 177V176H198ZM35 178V177H34ZM39 178V177H38ZM42 178V177H41ZM178 178V176H177ZM178 178V179H179ZM210 178V177H209ZM212 178H214V176H212ZM49 179V178H48ZM91 179V181H90ZM205 179V178H204ZM218 180V178H216ZM41 180V179H38ZM144 180V179H143ZM142 180V181H143ZM181 180V179H180ZM187 180V178L185 179ZM193 180V179H192ZM191 180V181H192ZM199 180V178H198ZM197 180V181H198ZM207 180V178H206ZM216 180V181H217ZM44 181V180H43ZM42 181V182H43ZM93 181V186H90L89 183ZM148 181V180H146ZM176 180L174 179V183ZM190 181V182H191ZM209 181V180H207ZM212 181V180H210ZM215 181V180H214ZM41 182V183H42ZM46 183V181H44ZM137 182V181H136ZM173 182V181H172ZM220 182V180H219ZM217 181L216 184L219 183ZM231 182V181H230ZM40 183V182H39ZM40 183V184H41ZM48 183V182H47ZM173 183V184H174ZM184 183V182H183ZM202 183V182H201ZM204 183V182H203ZM207 183V182H206ZM205 183V184H206ZM211 183V182H210ZM44 183H42L43 185ZM133 184V183H132ZM138 184V183H136ZM146 184V183H145ZM179 184V183H178ZM186 184V183H185ZM184 184V185H185ZM200 184V183H199ZM208 184V183H207ZM212 184V183H211ZM45 185V184H44ZM134 185V184H133ZM176 185V184H175ZM202 185V184H201ZM222 185V184H221ZM154 186V184H153ZM179 186V185H178ZM195 186V183H194ZM136 187V186H135ZM138 187V186H137ZM136 187V188H137ZM177 187V186H176ZM184 187V186H182ZM180 187V188H182ZM186 190H187V185H185ZM203 187V186H202ZM233 187V186H232ZM218 188V187H217ZM138 189V188H137ZM159 189V188H158ZM183 189V188H182ZM185 189V188H184ZM194 189V188H193ZM175 190V189H174ZM258 190V189H257ZM178 191V190H177ZM176 191V192H177ZM191 191V189H189V191H187L188 193ZM200 191V189H199ZM217 191V190H215ZM158 192H160L158 190ZM193 191H191L192 193ZM180 193V191H179ZM183 191L181 192L182 195ZM185 193V192H184ZM256 193V192H255ZM78 194V196H77ZM163 194V193H162ZM168 193H166L167 196ZM186 194V193H185ZM214 194V191H213ZM258 194V193H257ZM74 195H76L78 198H74ZM146 195V194H145ZM176 195V193H175ZM194 196V194H192ZM205 195V194H204ZM217 195V194H216ZM144 196V195H143ZM148 197V195H146ZM144 197L143 200H147V197ZM173 196V195H172ZM187 196V195H186ZM215 196V195H214ZM152 197V196H151ZM180 197V196H179ZM177 197V198H179ZM202 197V195H201ZM209 197V196H208ZM257 197V196H256ZM255 197V199H256ZM94 198V196H93ZM169 198V197H168ZM174 198V197H173ZM189 198V197H188ZM214 198V197H213ZM217 198V197H216ZM58 199L62 202L66 201L65 204L58 209L57 206L54 205V200ZM127 199V198H126ZM153 199V198H152ZM157 199V198H156ZM155 199V200H156ZM161 199V197H160ZM170 199V198H169ZM168 199V200H169ZM197 199V198H196ZM203 199V198H202ZM212 199V198H211ZM215 199V198H214ZM253 199V198H252ZM130 200V199H129ZM159 200V199H158ZM176 200V198H175ZM195 200V199H193ZM200 200V199H199ZM198 200V201H199ZM209 200V199H208ZM131 201V200H130ZM178 201V200H177ZM174 201V202H177ZM202 201V200H201ZM200 201V202H201ZM206 201V199L204 200ZM254 200H252L253 202ZM264 201V200H263ZM84 202V201H83ZM96 202V201H95ZM152 202V201H151ZM157 202V201H156ZM163 202V201H162ZM161 202V203H162ZM164 202H167L164 201ZM173 202V200H172ZM185 202V201H184ZM197 202V201H196ZM199 202V204H200ZM208 202V201H207ZM211 202V201H210ZM210 202H208L207 207L210 208ZM214 202V201H213ZM261 202V201H260ZM87 203V202H85ZM153 203V202H152ZM178 203V202H177ZM176 203V204H177ZM181 203V202H180ZM189 203V202H188ZM186 203V204H188ZM204 203V202H203ZM201 203L200 205H204L206 204V202L203 204ZM220 203V202H219ZM223 203V202H222ZM250 203V202H249ZM255 203V202H254ZM62 204V203H61ZM95 204V203H94ZM165 204V203H164ZM168 204V203H167ZM172 204V203H171ZM175 204V205H176ZM179 204V203H178ZM182 204V203H181ZM185 204V203H183ZM185 204V205H186ZM193 204V203H192ZM264 204V203H263ZM97 205V204H96ZM154 205V203H153ZM157 205V204H155ZM169 205V204H168ZM174 205V206H175ZM180 205V204H179ZM215 205V204H214ZM218 205V204H217ZM249 205V204H248ZM161 206V205H160ZM184 207V205H182ZM190 206H192L190 204ZM189 206V207H190ZM198 206V205H195ZM223 206V205H221ZM245 206V205H243ZM264 206V205H262ZM88 210L89 212L92 211V209L94 208L93 204H89L88 206ZM177 207V206H176ZM175 207V208H176ZM181 207V206H180ZM211 207H213L211 205ZM158 208V207H157ZM172 208V207H171ZM188 208V207H187ZM203 208V207H202ZM209 208H207L209 210ZM243 208V207H242ZM260 208V207H259ZM173 209V208H172ZM179 209V208H178ZM192 209V208H191ZM199 209V208H198ZM245 209V208H244ZM156 210V209H155ZM160 210V209H159ZM168 210V209H167ZM203 210V209H202ZM206 210V209H205ZM212 210V209H210ZM209 210V211H210ZM243 210V209H242ZM263 210V209H262ZM95 211V209H94ZM157 211V210H156ZM155 211V212H156ZM161 211V210H160ZM163 211V210H162ZM183 211V209H182ZM189 210H186L185 207V212ZM199 211V210H197ZM207 211V210H206ZM232 211V210H231ZM239 211V210H238ZM244 211V210H243ZM257 211L259 213H261V209L258 210L257 207ZM254 213L259 215V213ZM154 212V213H155ZM179 212V210H178ZM202 212V211H201ZM200 212V213H201ZM211 212V211H210ZM214 212V210H213ZM218 212V211H217ZM215 212V213H217ZM235 212V211H234ZM237 212V211H236ZM83 213V212H82ZM133 213V212H132ZM170 213V211H169ZM208 213V212H207ZM224 213V212H223ZM228 213V212H227ZM247 213V212H246ZM262 213L264 214V210L262 211ZM261 213V215H262ZM156 214V213H155ZM159 214V213H158ZM204 214V213H203ZM239 214V213H238ZM241 214V212H240ZM30 215H34L36 216L35 218H37V220H35L33 223L31 222H26L25 218L27 216ZM74 215V214H73ZM78 215V214H77ZM123 215V214H122ZM157 215V214H156ZM154 215V216H156ZM161 215V214H160ZM181 215V214H180ZM187 215V212H186ZM192 215V214H191ZM201 215V214H200ZM205 215V214H204ZM213 215V214H212ZM217 215V214H216ZM223 215V214H222ZM227 215V214H226ZM225 215V216H226ZM237 215V214H236ZM234 215V216H236ZM158 216V215H157ZM211 216V214H210ZM231 217H233L230 214ZM230 216L227 217L230 220ZM238 216V215H237ZM236 216V217H237ZM248 216V215H247ZM255 216V215H254ZM260 216V215H259ZM263 216V215H262ZM77 217V216H76ZM241 217V215H240ZM246 217V216H245ZM253 217V216H251ZM257 217V216H256ZM67 218V217H66ZM131 218V217H130ZM128 216H121L120 214H116L113 217V221H114V230H115V234L118 237V242H119V247L121 249H123L125 243H126V239L127 237L134 231V229L130 226V219ZM173 220H175L176 215L175 213L172 216ZM182 218V216H181ZM184 218V216H183ZM188 218V217H187ZM197 218V217H196ZM219 218V217H217ZM223 218V217H222ZM239 218V216H238ZM264 218V216H263ZM79 219V218H78ZM209 219V218H208ZM220 219V218H219ZM225 219V218H224ZM244 219V218H243ZM253 219H256L255 217ZM262 219V218H261ZM55 221V219H52ZM158 220V219H157ZM181 220V219H180ZM207 220V219H206ZM212 220V219H210ZM221 220V219H220ZM237 220V218L235 219ZM241 220V219H240ZM262 221L260 220V217L257 218V221ZM66 221V220H65ZM159 221V220H158ZM157 221V223H158ZM177 221V220H176ZM208 221V220H207ZM232 220H230L229 222H231ZM249 221V220H248ZM252 221V220H251ZM250 221V223H251ZM256 221V220H255ZM64 222V221H63ZM221 222V221H219ZM224 222V221H223ZM229 222L226 221L227 225L230 226ZM254 222V220L252 221ZM264 222V221H263ZM156 223V224H157ZM161 223V222H160ZM177 223V222H176ZM218 223V222H217ZM234 223V222H233ZM255 223V222H254ZM41 224V225H40ZM70 224V223H69ZM246 224V223H245ZM245 224L243 225V222L241 225H243V227L245 226ZM253 225V223H251ZM256 224V223H255ZM261 224V222L259 223ZM258 224V225H259ZM205 225V224H204ZM207 225V223H206ZM221 225V224H220ZM226 225V226H227ZM232 225V223H231ZM240 225V226H241ZM263 225V224H262ZM262 225H260L259 227L262 228ZM237 226V225H235ZM251 225H249L250 232L253 231L250 228ZM257 225H255L256 227ZM166 227V226H165ZM209 227V226H208ZM207 227V228H208ZM211 227H213L211 225ZM253 227V226H251ZM184 228V227H183ZM220 228V227H219ZM230 228V227H229ZM206 229V227H205ZM216 230V228H214ZM222 229V227L220 228ZM224 229V226H223ZM226 229H228L226 227ZM243 229V228H240ZM245 229H247L245 227ZM258 229V226H257ZM256 229V230H257ZM90 230V229H89ZM209 230V229H208ZM211 230V229H210ZM229 230V229H228ZM239 230V229H238ZM236 230V234L237 231ZM255 230V228H254ZM261 230V229H260ZM264 230V228H263ZM88 231V230H87ZM180 231V228L178 229V232H176V234L178 235ZM191 231V230H190ZM213 231V230H212ZM227 231V230H226ZM243 231V230H241ZM259 231V230H257ZM195 232V231H194ZM204 232V231H202ZM208 231H206L205 235H209L207 233ZM220 232V231H219ZM228 232V231H227ZM231 232V231H229ZM245 232V230H244ZM243 232L242 237H245V234ZM249 232V234H250ZM255 232V231H254ZM186 233V232H184ZM191 233V232H190ZM212 233V232H211ZM216 233V232H215ZM222 233H224L223 231H221V235ZM246 234L248 232H245ZM252 233V232H251ZM257 233V232H256ZM255 233V234H256ZM264 233V232H263ZM200 234V235H199ZM202 233H198L199 237L201 236ZM218 234V233H217ZM216 234V235H217ZM241 232H240V238L239 236L236 237V239L238 238L239 240L242 238L241 237ZM262 234V233H260ZM190 235V234H189ZM220 235V236H221ZM230 235V234H229ZM231 235H233V233H231ZM251 235V234H250ZM254 235V234H253ZM197 236V235H196ZM219 236V238H220ZM247 236V235H246ZM260 236V235H259ZM262 236V235H261ZM177 237V236H176ZM198 237V236H197ZM225 235L223 236L224 239ZM234 237L231 236L229 238ZM257 237V236H255ZM166 236L164 234H162L158 239L157 242L160 243V245H166L169 246L168 242L165 240ZM204 238V236H203ZM211 238V236H210ZM218 238V239H219ZM222 238V237H221ZM220 238V239H221ZM235 238V237H234ZM252 238V237H251ZM254 238V237H253ZM190 239V238H188ZM193 239V237H192ZM199 239V238H198ZM205 239V238H204ZM208 239V238H207ZM206 239V240H207ZM221 239V240H223ZM248 239V237H247ZM262 239V238H261ZM215 240V239H214ZM231 240V239H230ZM235 240V239H234ZM238 240V241H239ZM246 240V237L243 241ZM250 240V238H249ZM254 240V239H252ZM251 240V241H252ZM256 240V239H255ZM172 241V240H171ZM196 241V240H195ZM195 241H193L195 243ZM199 241V240H198ZM202 241V240H201ZM209 240H207L208 242ZM212 241V239H211ZM228 241V239H227ZM232 241V240H231ZM230 241V242H231ZM236 241V240H235ZM235 241H233L232 243L235 244ZM248 241V240H246ZM256 241H259L258 239ZM154 242V241H153ZM192 242V241H191ZM204 242V241H203ZM210 242V241H209ZM217 242V241H216ZM241 242V241H240ZM237 242L236 243H240ZM250 242V241H249ZM249 242H245V244H249ZM255 242V241H254ZM263 242V241H262ZM261 242V243H262ZM172 243V242H171ZM180 243H182L180 241ZM220 243V242H219ZM222 243V242H221ZM224 243V242H223ZM222 243V244H223ZM241 242V244H243ZM80 244V243H79ZM183 244V243H182ZM259 244V243H258ZM264 244V242H263ZM66 245H69L72 249L73 252V256H69V255H62V259H57V258H51V261H48V264H60L62 261H64L66 264H115L114 260L112 258H104V255H106V252L103 251V255H99L97 253H95V251L92 248H85V249H77L76 245L74 244H69L66 243ZM183 245H186L183 244ZM201 245L203 246L204 244L201 243ZM207 245V244H206ZM206 245L204 247H206ZM218 245V243H217ZM221 245V244H220ZM219 245V246H220ZM238 245V244H237ZM254 245V244H253ZM181 246V245H180ZM209 246V245H207ZM242 246V245H241ZM246 246V245H245ZM250 246V245H248ZM79 247V246H78ZM222 247V246H221ZM244 247V245H243ZM243 247H240L243 248ZM176 248V246H175ZM246 248V247H245ZM251 248V247H250ZM221 250H223L222 248H219V250L217 252H219ZM233 248H231L232 250ZM257 249V248H255ZM63 250V249H62ZM164 251H167L168 255L170 258H172V255L174 253V250H171V247H167V248H163ZM169 250V252H168ZM227 250V249H226ZM249 250V249H247ZM247 250H245L246 252H248ZM234 251V249H233ZM240 251V250H239ZM242 251V249H241ZM240 251V252H241ZM244 251V252H245ZM236 252V251H234ZM243 252V253H244ZM250 252V251H249ZM54 253V252H53ZM213 254V252H211ZM254 253V251L252 252ZM261 253V252H260ZM162 254V253H161ZM251 254V252H250ZM53 255V254H52ZM218 255V254H217ZM216 255V256H217ZM245 255V254H244ZM30 256V255H29ZM122 258L128 263V264H132V262L129 260V258L124 254L121 253ZM214 256V255H213ZM236 256V255H234ZM248 256V255H247ZM254 256V255H253ZM210 257V256H209ZM219 257V256H218ZM244 257V256H243ZM35 255L30 256V262L29 264H33L34 261H36V259L34 260ZM212 258V257H211ZM18 259V260H17ZM24 259V258H23ZM176 259V258H175ZM244 259V258H243ZM263 259V258H262ZM34 260V261H33ZM213 260V259H212ZM264 260V259H263ZM192 262V261H191ZM194 264V263H193ZM197 264V263H196Z\"/></svg>",
	"mask_w": 264,
	"mask_h": 264
}]
</instances>
